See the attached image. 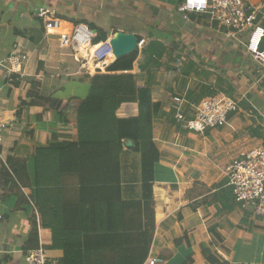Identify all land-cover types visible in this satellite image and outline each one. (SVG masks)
<instances>
[{"label": "crops", "instance_id": "1", "mask_svg": "<svg viewBox=\"0 0 264 264\" xmlns=\"http://www.w3.org/2000/svg\"><path fill=\"white\" fill-rule=\"evenodd\" d=\"M183 2L0 0V110L9 124L1 148L7 165L0 160V264H27L26 251L36 249L30 235L40 215L26 197L34 191L35 157L77 143L78 112L91 90L85 96L77 87L87 76L107 74L117 61L105 63V57L103 71L93 70L95 54L117 32L139 39L133 74L160 107L153 119L159 157L153 201H143L140 153L121 155L119 187L84 189L72 174L75 147L65 155L67 173L48 176L58 189L46 193L47 227H39L38 235L49 262L122 255L130 264H147L150 257L165 264H185L189 258L193 264H210L208 254L220 264H264V222L235 202L228 174L237 158L264 147V67L248 53L244 38H228L210 16L188 13L185 18L179 11ZM244 2L256 9L257 18L261 15L264 27V0ZM40 9L54 12L60 27L48 30L37 16ZM79 27L91 33L82 34L84 43L77 50L63 47L61 34L73 35ZM101 32L107 41L94 44ZM16 51L29 56L17 85L1 68ZM26 78L40 82L38 98L29 96L32 83ZM219 94L239 106L224 127L196 133L176 121L174 97L186 100L190 120L202 100ZM138 115L136 102H123L117 111L119 119ZM103 156L93 152L88 164ZM102 170L101 178L119 177ZM18 172L26 184L19 183Z\"/></svg>", "mask_w": 264, "mask_h": 264}, {"label": "trees", "instance_id": "2", "mask_svg": "<svg viewBox=\"0 0 264 264\" xmlns=\"http://www.w3.org/2000/svg\"><path fill=\"white\" fill-rule=\"evenodd\" d=\"M107 39V37L106 39L103 37L101 32L94 44L103 40L107 41ZM109 51V47H104L100 53L101 58L104 59ZM137 56L138 52L136 51L128 57L117 60L107 69V74L87 76L86 80L89 81L91 90L78 112L77 143L65 145L68 146L66 149L53 148L47 150L46 153L41 152L36 155L32 185L34 191L30 196L40 215V223L39 225H37L38 223L35 224L30 235L36 249L39 247V227H47L44 220V214L49 208V201L45 199L46 193L49 190L58 189L53 187L57 183L50 181L48 176L52 177L58 173L66 174L67 171L64 169L66 165L65 155L67 152L72 153L76 148L78 149V159L72 166V174L77 178L80 187L84 189L88 187H119L121 155L126 150L140 153L142 156L143 201H153L155 164L159 160L157 149L153 143V119L158 114L160 107L153 103L149 89H140L137 85L136 76L133 74ZM18 80L17 75L10 77V81L16 85ZM25 80L32 83L29 96L38 98L40 82L35 78H26ZM123 102L138 103V117L119 119L117 111ZM56 103L59 104V102ZM129 143L133 144L132 147H128ZM99 145L102 147H92ZM93 152H102L104 156L103 159L91 162L89 165L88 158ZM102 169L106 173L109 171L118 173V179L101 178L100 175H104ZM16 175L19 183L26 184L19 172ZM58 211L59 208L54 210V212ZM116 237L125 238L122 234L116 235ZM206 259L210 264H220L217 259L208 254ZM65 264H130V262L124 259L122 255H117L108 261L71 260L67 257ZM185 264H193L192 258H189Z\"/></svg>", "mask_w": 264, "mask_h": 264}, {"label": "built area", "instance_id": "3", "mask_svg": "<svg viewBox=\"0 0 264 264\" xmlns=\"http://www.w3.org/2000/svg\"><path fill=\"white\" fill-rule=\"evenodd\" d=\"M179 11L185 15V18L188 13L206 14L219 29L227 30L228 38H244L248 53L264 67V27L256 23V9L253 6H247L244 0H184ZM37 16L45 22L48 30H51L53 26L60 27L62 23L56 14L49 10L40 9ZM89 33V30L85 31L81 27L73 35L62 33L61 45L77 50L84 43L82 36H87ZM108 46L106 42L104 47ZM101 50L102 48L95 54L96 62L92 63L95 72L103 71ZM28 61L27 54L16 51L1 61V68L8 77L19 75ZM173 104L176 121L196 133H205L208 130L224 127L230 115L239 110L238 102L224 94L202 100L196 107L194 117L190 120L185 116L186 100L176 96L173 98ZM8 126L0 110V160L5 165L7 161L2 155L1 148ZM228 174L235 202L243 209L250 211L252 216L261 218L264 222V147H257L237 158L229 167ZM26 197L34 214L38 217L39 210L33 204L30 195L27 194ZM3 220L4 214L0 210V223ZM25 260L27 264H58L49 262L45 249L40 246L26 251ZM147 264H165V260L150 257Z\"/></svg>", "mask_w": 264, "mask_h": 264}, {"label": "water", "instance_id": "4", "mask_svg": "<svg viewBox=\"0 0 264 264\" xmlns=\"http://www.w3.org/2000/svg\"><path fill=\"white\" fill-rule=\"evenodd\" d=\"M261 15L258 16L256 23L259 24ZM110 51L108 54H113L116 60H120L124 57H128L136 52L139 48V39L129 33L117 32L108 41ZM132 145V143H129Z\"/></svg>", "mask_w": 264, "mask_h": 264}, {"label": "rangeland", "instance_id": "5", "mask_svg": "<svg viewBox=\"0 0 264 264\" xmlns=\"http://www.w3.org/2000/svg\"><path fill=\"white\" fill-rule=\"evenodd\" d=\"M107 59H111L110 57L109 58H106L105 59V63H107L106 61H109V60H107ZM71 86V85H70ZM78 91H79V93L81 94V95H85V96H87L88 94H89V88H91L90 87V85H89V83H88V81H86L82 86L81 85H78Z\"/></svg>", "mask_w": 264, "mask_h": 264}, {"label": "bare ground", "instance_id": "6", "mask_svg": "<svg viewBox=\"0 0 264 264\" xmlns=\"http://www.w3.org/2000/svg\"><path fill=\"white\" fill-rule=\"evenodd\" d=\"M90 41H91V40H90ZM88 44H89V43H88ZM88 44L82 46L81 50H82L83 54H86V53H87V48L89 47ZM106 49H107V48H106ZM108 56H110V58L113 59L114 61L116 60V57H115L113 54H108V55L106 56V58H107ZM101 67H102V65H101Z\"/></svg>", "mask_w": 264, "mask_h": 264}, {"label": "clouds", "instance_id": "7", "mask_svg": "<svg viewBox=\"0 0 264 264\" xmlns=\"http://www.w3.org/2000/svg\"><path fill=\"white\" fill-rule=\"evenodd\" d=\"M103 49H104V47L102 48V50H101V51H103ZM107 54H108V52H107Z\"/></svg>", "mask_w": 264, "mask_h": 264}]
</instances>
